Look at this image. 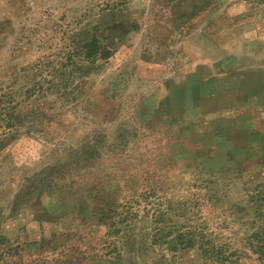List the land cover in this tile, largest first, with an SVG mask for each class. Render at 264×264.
<instances>
[{
  "label": "rangeland",
  "instance_id": "1",
  "mask_svg": "<svg viewBox=\"0 0 264 264\" xmlns=\"http://www.w3.org/2000/svg\"><path fill=\"white\" fill-rule=\"evenodd\" d=\"M256 234L264 0H0V264H264Z\"/></svg>",
  "mask_w": 264,
  "mask_h": 264
},
{
  "label": "crops",
  "instance_id": "2",
  "mask_svg": "<svg viewBox=\"0 0 264 264\" xmlns=\"http://www.w3.org/2000/svg\"><path fill=\"white\" fill-rule=\"evenodd\" d=\"M249 76H251V74H248V75H241V77H236V78H233V82H236L239 86H240V88L242 87L243 89L244 88H246V86H245V83H248V82H251V81H255V83L257 84L258 82L260 83V82H262V81H260V79H258L257 81H256V79H257V76H259V74H255V75H253L252 77H255V78H250ZM261 77V76H260ZM223 80H226L225 79V77H223L222 78ZM248 79L250 80V81H248ZM228 81L229 80H227V81H225V82H223V84H218V85H211L210 86V91H212V92H222V91H228L226 88H227V86H228ZM238 86V87H239ZM257 87V86H256ZM196 89H197V91H198V89H199V91L198 92H200V91H202L203 89L202 88H200L199 86H196ZM239 91H240V89H239ZM244 92H246V89H244V90H242V93H244ZM256 118V117H255ZM229 120H231L232 122H235L236 124H238V128H239V124H240V121L242 120L241 118H240V116L239 115H231L230 117H229V114H227V115H224V117L223 118H221L220 117V119H219V121H217L218 123L217 124H223L224 122H227V121H229ZM216 125V124H215ZM241 129H244V128H241ZM248 129H252V128H250V127H248ZM243 144V143H242ZM245 144V143H244ZM239 145H240V140H238V147H239ZM241 146V145H240ZM236 150H238V149H236ZM236 152V151H235ZM234 153H232V155H233ZM240 155V154H239Z\"/></svg>",
  "mask_w": 264,
  "mask_h": 264
},
{
  "label": "trees",
  "instance_id": "3",
  "mask_svg": "<svg viewBox=\"0 0 264 264\" xmlns=\"http://www.w3.org/2000/svg\"><path fill=\"white\" fill-rule=\"evenodd\" d=\"M256 236L259 238L258 241H260V248H259V256L262 260H264V243L262 240H264V237H260V234H256Z\"/></svg>",
  "mask_w": 264,
  "mask_h": 264
}]
</instances>
